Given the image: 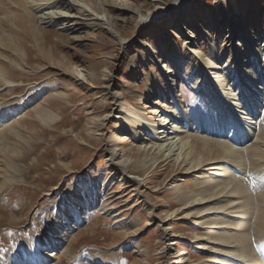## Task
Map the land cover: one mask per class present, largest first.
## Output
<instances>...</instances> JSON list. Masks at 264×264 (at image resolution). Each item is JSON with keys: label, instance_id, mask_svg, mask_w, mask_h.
Wrapping results in <instances>:
<instances>
[{"label": "rangeland", "instance_id": "1", "mask_svg": "<svg viewBox=\"0 0 264 264\" xmlns=\"http://www.w3.org/2000/svg\"><path fill=\"white\" fill-rule=\"evenodd\" d=\"M29 2L33 11L22 0H0V71L12 82L0 84V115L36 96L18 114L0 121V264H17L37 243L43 253L46 244L41 243L47 240L56 241L47 253L58 256L44 264H224L226 256L232 257L228 264H245V257L238 255L244 245L231 250L210 239H221L226 229L216 234L215 230L226 225L208 228L200 224L203 213L209 219L214 218L212 212H220L216 218L228 212L210 213L206 209L210 203H196L194 198L200 190L197 180L217 187L216 191L229 180L222 176L210 182L214 171L193 173L187 159L177 160L181 151L170 158L156 151L160 142L149 136L148 127L169 124L178 115L182 120L187 117L179 129L189 131L190 123L189 134L209 135L222 123L211 118L208 109L219 91L206 98L208 90L200 89L205 75L199 79L200 71L206 68L213 48L222 59L219 62L226 60L228 71L235 45L245 34L264 37V0ZM23 9L31 13L30 20ZM146 18L150 19L143 22ZM104 20L114 33L105 29ZM214 72L208 70L210 75ZM206 81L212 88L210 80ZM134 97L140 102H134ZM144 105L147 109L143 110ZM38 108L52 115L50 124L38 117ZM169 108L174 114L164 116ZM260 112L256 124L255 120L249 124L254 128L248 137L252 143L242 148L264 135V108ZM219 117L233 123L224 112ZM240 117L244 123L252 118L245 111ZM137 120L143 121L142 128H130ZM244 123L240 136L250 134ZM150 159L152 172L138 177L139 162ZM256 159L264 161V157ZM238 164L251 168L245 159ZM231 167L228 176L252 174ZM261 171L264 167L260 175ZM133 178L139 181L129 180ZM251 182L247 189L253 186L259 198L245 201L249 211L247 207L236 210L234 221L240 224L245 242L255 247L257 242L261 245L259 239L264 242V230L258 234L252 214L264 209V193ZM89 183L99 194V209L83 205L79 229L67 232L72 224L66 222L61 231L57 223L62 217L57 212L61 201L67 202L66 210L73 214L79 201L71 203L67 197L81 194ZM257 253L253 252L255 263L246 264H264ZM95 256L99 263L89 260ZM107 256L112 260H106Z\"/></svg>", "mask_w": 264, "mask_h": 264}, {"label": "bare ground", "instance_id": "2", "mask_svg": "<svg viewBox=\"0 0 264 264\" xmlns=\"http://www.w3.org/2000/svg\"><path fill=\"white\" fill-rule=\"evenodd\" d=\"M22 1L24 3L29 4L30 10L33 11V7L32 5H30L29 0H22ZM177 3H179V1ZM39 6H42V5H39ZM24 13L27 16L26 18H28L29 20L32 18L31 13H28L26 10H24ZM148 19L150 18L143 19V22L148 21ZM104 21L106 22V23L104 22V25H106L107 27L105 29L110 30L112 33H114L110 23L107 20H104ZM2 36L3 35H1L0 37ZM263 43H264V37L261 36L259 39H256L253 35L245 34L243 36V41L239 42L237 46L235 45L236 51L232 53L231 55L233 57V60L232 62H230V67L228 68V71L226 68L228 65H226L225 67L226 60H224V62H219L222 59L220 58L218 59V55L216 54L215 49L214 48L212 49L211 57L208 58L207 60L206 68L200 71L201 77L199 78L201 79L203 75H205V78L203 79L204 80L203 86L200 89L202 90L204 88L205 92L208 90V95L206 96L207 99H209L210 93L212 94V97H213L219 91V95H217L216 98H214V102L211 103L208 109H210L209 111H210L211 118L218 119V122L221 120L222 123H217V126H215L212 129V133L208 132L209 135H207L204 132H202L203 135L198 132H195V134H189L190 130L193 128V125L190 126V123L188 124L189 126L187 128L189 131L184 132L186 127H184L185 129L178 128L182 120L181 118H179L178 115H173V117H171V120L170 121L168 120L170 123H173L171 128L168 127L170 126V123L163 125L166 122H162L161 123L162 125L161 124L158 125L157 123L154 124V122L157 121L156 119L152 120L153 122L152 124L154 125L152 127H148L150 129L149 136L156 142V144H158V141L160 142L159 143L160 145L157 147L156 151L163 153L165 155L168 154L167 155L168 158L176 155L177 152L181 151L180 153L177 154L178 155L177 160L181 161V159L182 160L187 159L189 161L190 169L193 170V173L195 172L197 173V170L200 172L203 170L204 173L206 172L209 173L210 171L212 172L214 171L216 172L215 174H211V175L209 174L210 182H217L221 179L222 176H225L224 178L225 180H229L227 184L221 185L223 187L219 188L218 191H216L217 187L214 188L211 186H207L206 181L197 180L196 187L200 188V190L195 193L194 198H197L195 201L196 203H202V204L210 203L207 206L208 208L206 207L207 210H210L209 211L210 213L213 210L215 211L221 210L222 212H228V214H222L223 216L222 218L215 217L220 212H212L211 215H213L214 218L209 217V219H208V216H204L206 213H203L200 216V219L203 220L202 223L200 224L207 226L208 228H211V227L213 228V226H219L223 224L226 225L224 227L216 228L218 230H215V234H216L219 231H222V229L224 230L226 229L222 233L221 239L213 238V237H211L210 239L215 240L217 244L224 246L225 248H230L231 250H237L238 246L244 245L243 247H240L238 249L239 251L238 255L244 256L246 263H252L254 261L255 255H253V252L255 253L256 251L258 252L257 253L258 256H261L262 257L261 260H263L264 262V242L261 239H259V243H261V245H259L258 242L257 244L256 242H254L256 244L255 245L256 248L253 246V242H250L252 246L255 248V249L254 248L252 249L251 248L252 246L250 247L251 244H247L245 242V239L242 236L244 235L243 231L242 233H240V224L234 221L237 218L236 213H238L236 212V210L239 211L238 209L247 207V210L249 211L248 209L249 207L247 205H244V202L247 200L252 201L254 197L258 195V194L256 195L253 194L255 193V191L253 192V188H252L253 186L252 187L248 186V189H247L246 184L248 182L252 183L251 181H255L257 185L261 187V189H258L259 192L264 193V173L261 171L262 175H260V170H262V167H264L263 165L264 161L261 164L260 163L261 160L256 159L258 157H264V135L261 134L257 136L258 138L256 137L257 140L255 139L256 140L255 143L253 142V144L249 145V147L242 148V146H244L245 144H249L250 142L252 143V139H248V137L252 135L251 131L254 130V128L249 126V124H254V120L256 124V120L261 114L260 111L264 108V44ZM214 47L216 48V46ZM208 70L215 71V72L214 74L210 75L208 73ZM208 74L210 75V78L208 77ZM213 75H215L216 77H213ZM225 76H227V78H225ZM206 78L210 80L211 85L213 86L212 88H210V86L208 85V82H207L208 80L206 81ZM2 83L3 84L7 83L6 85H11L12 82L6 77H4L2 72L0 71V84ZM40 92H38L37 94H39ZM35 98L36 96L28 97V99H25L23 101L22 103L23 105L19 108H16V107L7 108V112L0 115V121L5 120L7 117L10 116L9 114L11 113L18 114V112H20L28 102L32 100L34 101ZM133 99L135 100L134 102H140V100H138L139 99L138 97L137 98L134 97ZM238 101L240 103H238ZM215 102L217 103L216 106L214 104ZM212 105H214L215 107L213 108ZM142 109L143 110L147 109V106L144 105ZM172 109L173 108H169V111L166 112L164 116L166 114L167 115L174 114V111ZM198 109L199 108H197L196 106V111H198ZM241 110L245 111L246 115L252 116V118L251 117L248 118L250 121L248 122L246 121L245 123L244 121H242V118L240 117V115L242 114ZM222 112H224L227 117H230L233 123L231 124L224 123L223 119L219 117L220 113ZM195 113L196 115H198L197 112ZM37 114H38V117L42 121L49 123V124L52 122L50 120H52L53 117L49 112H46L45 110L38 108ZM128 115L130 114L128 113L126 117H128ZM123 119H125V117ZM183 120H187V117H183ZM242 122L247 125L246 128L248 129V131H250V134H247L245 136L239 135L241 133L239 128L240 126L243 127V125L241 124ZM205 123H208V122H205ZM131 124L132 126H130V128H133L134 130H138L142 128V124L144 123L143 121H138L136 123L131 122ZM184 124L182 123L181 125H184ZM173 125L175 127H173ZM204 127H200V128L204 130ZM156 133L158 135H156ZM223 133L225 134V136H220ZM232 133L234 134V136L232 137V141H230L229 137H231ZM212 136H215L217 138L213 139ZM222 137L223 139H218ZM174 140H177V141L175 142ZM146 149L147 148L145 147V150ZM242 159H245L247 161V163L251 167L250 169H247V168L244 169L242 168L241 165L239 166L238 161ZM112 160L113 159L111 158V161ZM167 161L168 159L165 162ZM231 164L237 167L236 169H243L245 173L252 172V174H249L250 177L248 175L249 179L247 176L243 178L241 177L238 178V176L233 175L234 173L228 176L226 172H228V170L232 168ZM153 167L154 165L152 164L151 159L149 161L139 162L138 166L136 167V174L138 177H145L148 173L152 172ZM254 169H256V171L253 173V171L251 170H254ZM212 177H215V178L213 179ZM129 180H133L134 182L139 181V179H136V178L129 179ZM221 184H224V181L221 182ZM92 188L93 186L89 183L84 186V190L81 192V194L80 192L79 193L77 192L75 194H69V196L67 197L68 199L67 201H70L71 203L73 202L75 203L76 201H79V204L75 206V208L77 209L72 211L73 214L72 213L69 214L67 212L66 210V208L68 209L67 202L61 201L62 204H60V207L58 208V211H57L60 214H62V217L57 219V223L59 224L60 227H62V229H60L61 231L66 227V224L68 225L69 223L72 225L69 226L70 228L67 232L76 231L79 229L78 213L79 212L82 213L81 207L83 205L84 207L87 205L89 209L98 208L100 206V204L99 206L96 204V202L100 203V200L98 199L99 194L97 195V192L92 190ZM228 188H231V189L229 190ZM243 196H245L246 199L244 201H241ZM233 197H236V198L232 199ZM191 199L192 198H190L186 202L191 201ZM263 199L264 198H262L261 200L262 201V205L260 204L261 206H264ZM64 205H65V208H64ZM210 206H212L213 208H210ZM84 207L83 209H86ZM258 207L260 206L258 205ZM105 209H106L105 207L102 208L101 206L100 210L104 211L105 215L109 214L110 211L105 210ZM197 211L198 213H200V212H204L205 209L203 211L201 210H197ZM258 211L256 210V213ZM256 213L252 214L253 215L252 219L254 218L256 220V225L258 226V229L260 230L258 232L259 234L261 230H264V209H261L259 213L257 214ZM249 214L250 212L246 213V215L248 216ZM66 222H69V223H66ZM253 224L254 223H252V225ZM254 228L256 229L257 227L254 226ZM245 230L246 228L244 229V231ZM231 232H234L235 234H231ZM254 233H255V230H254ZM247 236H248V239H250L249 235ZM250 237L253 240L252 237L254 236L250 235ZM255 240L257 241V239H254V241ZM55 242L56 241L54 240H51V241L47 240L46 242L43 241L41 245L43 246L46 244V246H45V251H43V253L41 252V254L39 251L41 247L40 244L39 243L35 244L28 254H25L18 259L17 264H44L46 259L48 260V258L50 257L52 259L55 256L57 257L58 255H56L54 252L51 254L47 253V249L53 248V243ZM172 245L174 246L177 244L173 243ZM258 245L260 248L262 247L263 249L261 252L260 250H258ZM226 257L228 258V260H225V262H223L224 264H228L230 258L232 259L231 256H226ZM97 259L99 260L98 256L89 257V260H92L93 263L97 262ZM108 259L112 260V258H109V257L106 258V260ZM20 260H22L21 263H19ZM253 263H255V261ZM112 264H115V263H112ZM258 264H262V263L258 262Z\"/></svg>", "mask_w": 264, "mask_h": 264}]
</instances>
